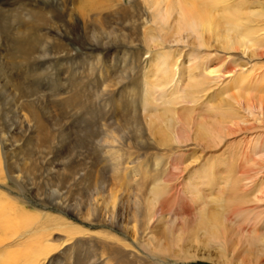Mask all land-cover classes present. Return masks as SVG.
I'll return each instance as SVG.
<instances>
[{
    "label": "rangeland",
    "instance_id": "obj_1",
    "mask_svg": "<svg viewBox=\"0 0 264 264\" xmlns=\"http://www.w3.org/2000/svg\"><path fill=\"white\" fill-rule=\"evenodd\" d=\"M88 1L0 0V264H240L215 248L188 244L185 257L137 239L142 199L163 165H177L164 181L179 191L208 151L188 144L178 156L169 130L164 146L148 131V121L162 128L172 115L159 102L142 108L151 76L143 0ZM221 18L200 26L214 67ZM167 51L179 72L186 53Z\"/></svg>",
    "mask_w": 264,
    "mask_h": 264
},
{
    "label": "bare ground",
    "instance_id": "obj_2",
    "mask_svg": "<svg viewBox=\"0 0 264 264\" xmlns=\"http://www.w3.org/2000/svg\"><path fill=\"white\" fill-rule=\"evenodd\" d=\"M249 1L143 0L149 19L140 28L141 41L149 56L145 58L150 69L145 71L151 76L142 108L159 104L161 114L172 115L164 118L162 128L150 120L153 115L147 116L148 131H154L164 146L167 139L162 129L169 130L179 145L178 156L188 144L203 149L201 154L205 148L208 151L179 191L170 192L164 181L177 170L171 162L163 165L149 185L141 203L143 227L135 234L145 249L159 250L164 241L166 251L177 248L186 257L183 248L190 244L218 249L220 255L240 264H264V0L251 2L257 6L247 9ZM217 14L223 20L218 24L222 25L218 40L222 64L214 67L210 63L216 55L202 52L207 43L200 26ZM171 30L175 31L172 37L168 35ZM172 47H179V54L186 53L182 65L179 61V72L173 69L176 63L169 62L167 50ZM208 97L219 100L209 106L204 101ZM177 106L182 113L179 127ZM197 110V116H186ZM201 111L212 120L210 125L200 121ZM172 207L179 208L173 216Z\"/></svg>",
    "mask_w": 264,
    "mask_h": 264
}]
</instances>
